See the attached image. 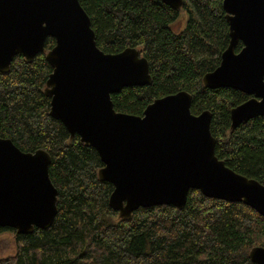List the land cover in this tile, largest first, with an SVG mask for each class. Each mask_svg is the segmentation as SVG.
<instances>
[{
    "label": "trees",
    "instance_id": "1",
    "mask_svg": "<svg viewBox=\"0 0 264 264\" xmlns=\"http://www.w3.org/2000/svg\"><path fill=\"white\" fill-rule=\"evenodd\" d=\"M91 21L97 46L116 53L127 46L148 61L151 83L111 95L116 111L142 115L155 98L186 90L190 110L211 112L215 155L235 172L264 184V115L230 127V110L249 96L241 91L203 86L202 76L220 61L229 42L221 0H183L172 8L161 0H79ZM187 13L183 29L169 25ZM45 50L30 62L16 55L0 72V136L20 150H45L49 177L57 189V213L46 229L11 232L15 252L0 264H254L249 250L264 247V216L242 202L204 196L190 189L185 206L139 207L119 218L108 204L113 185L98 178L103 165L94 148L49 114L44 93L52 71ZM242 43L238 42L235 51Z\"/></svg>",
    "mask_w": 264,
    "mask_h": 264
},
{
    "label": "water",
    "instance_id": "2",
    "mask_svg": "<svg viewBox=\"0 0 264 264\" xmlns=\"http://www.w3.org/2000/svg\"><path fill=\"white\" fill-rule=\"evenodd\" d=\"M181 8L183 0H161ZM229 42L218 65L202 76L207 88L227 87L251 97L230 110V127L264 115V0H221ZM52 68L44 87L49 114L95 149L98 178L113 185L109 206L119 218L139 207L185 206L190 189L242 202L264 216V184L232 170L215 155L211 112L193 114L186 90L155 98L142 115L116 111L111 95L151 83L148 61L127 46L111 53L95 41L79 0H0V72L21 54L30 62L45 50ZM242 43L236 52L235 46ZM50 155L20 150L0 136V227L18 234L49 228L57 213V189L49 177ZM264 264V247L249 250Z\"/></svg>",
    "mask_w": 264,
    "mask_h": 264
},
{
    "label": "rangeland",
    "instance_id": "3",
    "mask_svg": "<svg viewBox=\"0 0 264 264\" xmlns=\"http://www.w3.org/2000/svg\"><path fill=\"white\" fill-rule=\"evenodd\" d=\"M187 19V13L181 12L178 17L170 23L169 27L177 33L183 29ZM14 236L11 232L0 233V256L13 254L15 252Z\"/></svg>",
    "mask_w": 264,
    "mask_h": 264
},
{
    "label": "flooded vegetation",
    "instance_id": "4",
    "mask_svg": "<svg viewBox=\"0 0 264 264\" xmlns=\"http://www.w3.org/2000/svg\"><path fill=\"white\" fill-rule=\"evenodd\" d=\"M236 52H238V51H236ZM248 96H249V98L251 97V95H248ZM249 98H248V99H249Z\"/></svg>",
    "mask_w": 264,
    "mask_h": 264
}]
</instances>
